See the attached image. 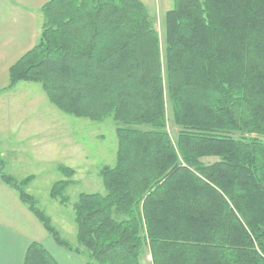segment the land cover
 Instances as JSON below:
<instances>
[{"label":"trees","instance_id":"obj_1","mask_svg":"<svg viewBox=\"0 0 264 264\" xmlns=\"http://www.w3.org/2000/svg\"><path fill=\"white\" fill-rule=\"evenodd\" d=\"M8 88L40 84L60 111L110 116L117 149L104 193L73 204L85 264H264V0H172L162 39L140 0H48ZM172 127L173 137L168 130ZM54 242L72 248L26 192ZM49 195L65 201L73 170ZM23 264H60L31 241Z\"/></svg>","mask_w":264,"mask_h":264},{"label":"crops","instance_id":"obj_2","mask_svg":"<svg viewBox=\"0 0 264 264\" xmlns=\"http://www.w3.org/2000/svg\"><path fill=\"white\" fill-rule=\"evenodd\" d=\"M47 1L0 0V155L9 166L8 174L17 180L14 162L23 163L28 149L34 160L51 158L55 127L60 128L55 107L40 85L19 81L7 87L9 68L37 42L41 7ZM140 1L151 8L154 0ZM49 236L16 191L0 180V264H23L31 241L53 248L56 243Z\"/></svg>","mask_w":264,"mask_h":264},{"label":"rangeland","instance_id":"obj_3","mask_svg":"<svg viewBox=\"0 0 264 264\" xmlns=\"http://www.w3.org/2000/svg\"><path fill=\"white\" fill-rule=\"evenodd\" d=\"M150 5L151 8H148L150 15L162 39L164 13L172 8V0H154ZM54 112L56 117L60 118V128L58 131L55 125L54 145L56 146L49 149L52 153L51 158L44 159V162L34 160L31 157L32 151L28 149L23 153V163L14 162L12 167L20 180L33 176V180L26 187V192L33 198L35 206L50 217L51 224L58 230L60 237L72 248L68 250L57 244L51 248L46 244L45 248L48 252L60 264H85L84 255L75 251L77 247H82H79L76 241L73 204L80 193H104L99 170L104 165L114 164L117 149L116 126L110 116L101 121H94L64 113L56 107ZM57 119H55L56 124ZM168 130L173 137L174 130L169 124ZM13 150L15 154L18 151L17 147ZM60 165L73 170L70 178L73 183L63 190L65 201L51 198L49 195L53 183L65 179L58 170ZM8 167L5 164L4 171L7 174ZM141 261L144 264H151L147 247L143 248Z\"/></svg>","mask_w":264,"mask_h":264}]
</instances>
